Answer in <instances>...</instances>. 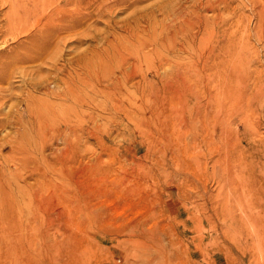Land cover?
<instances>
[{
  "label": "rangeland",
  "instance_id": "1",
  "mask_svg": "<svg viewBox=\"0 0 264 264\" xmlns=\"http://www.w3.org/2000/svg\"><path fill=\"white\" fill-rule=\"evenodd\" d=\"M173 1L0 0V264H264V13Z\"/></svg>",
  "mask_w": 264,
  "mask_h": 264
},
{
  "label": "bare ground",
  "instance_id": "2",
  "mask_svg": "<svg viewBox=\"0 0 264 264\" xmlns=\"http://www.w3.org/2000/svg\"><path fill=\"white\" fill-rule=\"evenodd\" d=\"M15 1V0H14ZM70 1H72V0H67V2H70ZM135 1H137V0H133V2H135ZM171 1V0H170ZM173 1V0H172ZM241 1V0H240ZM251 1V0H250ZM248 2V3H251V2ZM17 2V1H16ZM61 2H62V0H20V2L18 3V7H20L21 6V8H23V15H24V18L22 17V19L23 20H25L26 21V19H32V21L34 20V21H39L41 18H42V16L40 15V14H44V12H43V10H44V8H46V6H50L51 8H52V10L53 9H55V10H57L58 8H60L61 6ZM167 2V1H166ZM166 2H164V3H166ZM169 2V1H168ZM168 2L166 3V4H168ZM174 2V1H173ZM189 4L191 5V7H193V8H196V10L197 9H202V8H211V9H221V8H224V10L226 9V8H229V7H233V8H235L234 6H237V5H239V4H235V2H234V4H233V0H189ZM242 3L241 4H248V3H246L245 1H241ZM162 3V5H163V2H161ZM160 3V4H161ZM170 3H172V2H170ZM186 3H188V0H178V1H176L175 2V4L176 5H178V6H182V5H184V4H186ZM236 3H237V1H236ZM255 3V2H254ZM254 3H251L253 6L255 5ZM256 3H259L260 4V6H259V4H258V6L255 8V10H257V11H260V14L263 12L264 13V0H257L256 1ZM136 4H137V2H136ZM173 4V3H172ZM243 4V5H244ZM162 5H161V7H162ZM165 5V4H164ZM163 5V6H164ZM165 6H167V5H165ZM169 7V6H168ZM171 7V6H170ZM183 7V6H182ZM182 7H181V9H182ZM190 7V8H191ZM239 7V6H238ZM240 7H242V6H240ZM248 7H250V6H248ZM255 7V6H254ZM233 8L231 9V10H233ZM11 9H13V8H11ZM47 9V8H46ZM171 10H172V8H170ZM189 9V8H188ZM187 10V9H186ZM195 10V11H196ZM223 10V11H224ZM228 10V9H227ZM236 10V9H235ZM254 10V9H253ZM45 11V10H44ZM178 11V10H177ZM184 11H185V9H184ZM194 11V12H195ZM204 11V10H203ZM218 11V10H217ZM197 12V11H196ZM201 12V11H200ZM214 12H216V11H214ZM47 13V12H46ZM198 13V12H197ZM259 13V12H258ZM9 14V13H8ZM7 14V15H8ZM13 14V13H12ZM12 14L10 13L9 15H10V18L9 19H12L13 21H14V17H15V15H14V17L12 16ZM42 14V15H43ZM260 14H258V16L260 15ZM46 15V14H45ZM48 15V14H47ZM257 15V14H256ZM33 16H35L34 17V19H33ZM9 17V16H8ZM45 18V17H44ZM29 19L27 20V21H29ZM36 19H39V20H36ZM259 19L261 20V18H260V16H259ZM8 21H11V20H8ZM17 21V20H16ZM31 21V20H30ZM43 22V21H42ZM259 24H260V21H259ZM38 25V24H37ZM263 25V24H262ZM226 27V26H225ZM231 27V26H230ZM229 26H228V28H230ZM260 27H262L261 25H260ZM228 28H227V30H228ZM224 31H225V34H226V29H224L223 30V28H222V30L221 31H219L220 33H222V35H225L224 34ZM228 33H229V31H227ZM260 32V31H259ZM258 32V37L256 36V38H259L260 40H264V33L263 32H260L259 33ZM219 33V34H220ZM227 35V34H226ZM249 35V34H248ZM232 35H228V37H230V38H232L231 37ZM226 36H224L223 38H225ZM250 37V36H249ZM223 38H222V40H223ZM226 39V43H224L225 42V39H224V41H222L221 40V37H218V35L216 36V37H214V38H211L210 39V41H214V44H213V46H212V48H211V55H214V54H216V55H221V56H224V57H229V56H235V54H237L238 52H239V46H238V48L236 47L237 46V44H235V43H233V42H235L234 41V39H233V41H231V39ZM198 39V35H196V34H194V35H190V36H188L187 37V39H185L183 42H185V43H190L191 41H198L197 40ZM204 39V38H203ZM254 42V41H253ZM229 44V45H228ZM240 44V43H239ZM242 44V43H241ZM234 61V60H233ZM202 65H204V64H201V66ZM200 66V67H201ZM257 74V73H256ZM258 74H260V73H258ZM142 76V75H141ZM140 76V77H141ZM257 78V77H256ZM143 80V79H142ZM57 97V96H56ZM61 97V96H60ZM58 105V104H57ZM62 115V114H61ZM65 117V116H64ZM72 117V116H71ZM52 118V117H51ZM48 123H50V122H48ZM67 123V122H66ZM71 127V126H70ZM40 128V127H39ZM53 129V128H52ZM70 129V128H69ZM72 129V128H71ZM40 130V129H39ZM74 130V129H73ZM52 131H54V130H52ZM58 131V130H57ZM56 131V132H57ZM38 132V131H37ZM55 132V131H54ZM60 132V131H59ZM69 132H72V130H70ZM39 133H40V131H39ZM38 133V134H39ZM74 133V132H73ZM54 136H55V133H52ZM62 133H60V135H61ZM41 135V134H40ZM43 135V134H42ZM45 135V134H44ZM58 135V134H57ZM63 135V134H62ZM67 135H68V133L66 134V138H67ZM46 136V135H45ZM49 136V135H48ZM47 136V137H48ZM51 136V135H50ZM71 135H69L68 137H70ZM42 137V136H41ZM64 137V136H63ZM44 138V137H43ZM65 138V139H66ZM30 139V138H29ZM45 139V138H44ZM47 139V138H46ZM48 139H49V137H48ZM53 139V138H52ZM62 139H64V138H62ZM64 139V141H62V143L63 142H65V141H67V140H65ZM33 140V139H32ZM51 140V139H50ZM58 140V139H57ZM72 140H74L73 138H72ZM29 141V140H28ZM31 141V140H30ZM41 141V140H40ZM70 140H68V142H69ZM48 142V141H47ZM73 142V141H72ZM33 143V142H32ZM44 143V142H43ZM67 143V142H66ZM66 143H64V146L66 145L67 146V144ZM75 143V142H74ZM40 144V143H39ZM70 144H71V142H70ZM69 144V145H70ZM63 145V144H62ZM41 146V145H40ZM44 146V145H43ZM71 146V145H70ZM67 149V148H66ZM70 149H72V148H70ZM40 151V150H39ZM73 151V150H72ZM41 152V151H40ZM41 154V153H40ZM43 155V154H42ZM70 155V154H69ZM58 156H60V155H58ZM62 156V155H61ZM44 157V156H43ZM40 158H41V156H40ZM45 158V157H44ZM44 158H42V161L43 160H45ZM58 158V157H57ZM63 158V157H62ZM62 158H61V161H62ZM68 158V157H67ZM72 158V157H71ZM59 159V158H58ZM63 159H65V161H66V158H65V156H64V158ZM243 159V158H242ZM59 162H61L60 160H58ZM263 161V160H262ZM43 162H45V161H43ZM260 162V161H259ZM258 162V163H259ZM264 162V161H263ZM46 163V162H45ZM48 163V162H47ZM47 163H46V165H47ZM65 163V162H64ZM50 164V163H49ZM261 164V163H260ZM264 164V163H263ZM45 165V164H44ZM51 165V164H50ZM48 166V165H47ZM46 166V167H47ZM45 167V168H46ZM260 179V178H259ZM174 261V260H173ZM167 262V261H166ZM171 262V261H170ZM168 264V263H167Z\"/></svg>",
  "mask_w": 264,
  "mask_h": 264
}]
</instances>
